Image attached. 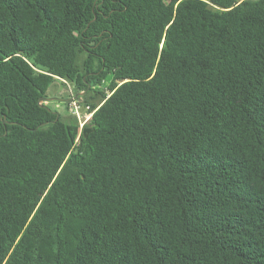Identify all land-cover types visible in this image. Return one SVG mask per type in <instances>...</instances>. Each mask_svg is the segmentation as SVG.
I'll return each instance as SVG.
<instances>
[{"label":"trees","instance_id":"1","mask_svg":"<svg viewBox=\"0 0 264 264\" xmlns=\"http://www.w3.org/2000/svg\"><path fill=\"white\" fill-rule=\"evenodd\" d=\"M0 264H264V0H0Z\"/></svg>","mask_w":264,"mask_h":264},{"label":"rangeland","instance_id":"2","mask_svg":"<svg viewBox=\"0 0 264 264\" xmlns=\"http://www.w3.org/2000/svg\"><path fill=\"white\" fill-rule=\"evenodd\" d=\"M236 2H240L243 0H235ZM257 1V0H252ZM77 95L73 85L67 80H57L55 81L49 88L48 91V100L45 102L52 110L55 112L61 113L62 118H69L71 117L70 113L67 111V102L70 100L71 95ZM81 115V122H87L88 118L91 115Z\"/></svg>","mask_w":264,"mask_h":264},{"label":"built area","instance_id":"3","mask_svg":"<svg viewBox=\"0 0 264 264\" xmlns=\"http://www.w3.org/2000/svg\"><path fill=\"white\" fill-rule=\"evenodd\" d=\"M71 108H72L73 114H75L78 117V120L80 122V127L82 129L85 126V124L91 119L93 114H91V113L90 114H83V115H91V117L88 118L87 122L82 123L81 120H80L81 119V115L80 114L82 113V111L80 110V106L78 105L77 102H75L74 99H72ZM71 108H70V110H71Z\"/></svg>","mask_w":264,"mask_h":264},{"label":"water","instance_id":"4","mask_svg":"<svg viewBox=\"0 0 264 264\" xmlns=\"http://www.w3.org/2000/svg\"><path fill=\"white\" fill-rule=\"evenodd\" d=\"M83 93H81L80 95H82ZM78 98V95H76L75 97H74V99H77ZM69 101H71V100H69ZM68 101V102H69ZM44 102V99H41L40 100V104L42 105V103ZM92 131V129H84V131H83V134H84V136L86 137L87 136V134L88 133H90Z\"/></svg>","mask_w":264,"mask_h":264}]
</instances>
